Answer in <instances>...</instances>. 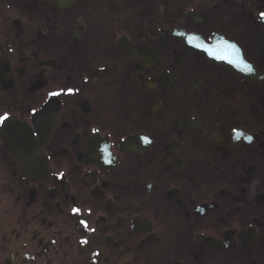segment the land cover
I'll list each match as a JSON object with an SVG mask.
<instances>
[{
  "label": "flooded vegetation",
  "instance_id": "1",
  "mask_svg": "<svg viewBox=\"0 0 264 264\" xmlns=\"http://www.w3.org/2000/svg\"><path fill=\"white\" fill-rule=\"evenodd\" d=\"M261 12L0 0V264H264Z\"/></svg>",
  "mask_w": 264,
  "mask_h": 264
},
{
  "label": "snow or ice",
  "instance_id": "2",
  "mask_svg": "<svg viewBox=\"0 0 264 264\" xmlns=\"http://www.w3.org/2000/svg\"><path fill=\"white\" fill-rule=\"evenodd\" d=\"M259 17L261 20H264V12H261L259 14ZM194 39V37H189V43H191V41ZM197 47H201L200 45H196ZM229 48L232 49L231 53L228 54H223L220 52L219 49H213L211 47H204L203 50L206 51L210 56H213L215 59H221V60H226L229 64H233L237 67H240L241 65H243V69L246 72H252L253 68L251 65L247 64L246 62H244L239 55V50L235 48L234 45H229ZM71 91V90H69ZM60 93L58 92H53L50 93L49 95L51 96H56L59 95ZM8 114L5 113L3 116H0V124H3L7 119H8ZM239 135H243V133H239ZM249 140L251 139V137L248 138ZM146 142H147V138H145ZM77 211V210H74ZM83 223V221H82ZM85 227H87V225L85 224ZM86 241H82V243H85Z\"/></svg>",
  "mask_w": 264,
  "mask_h": 264
}]
</instances>
